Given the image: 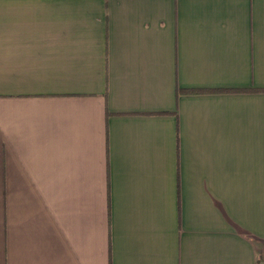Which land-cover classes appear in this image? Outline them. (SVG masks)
Returning a JSON list of instances; mask_svg holds the SVG:
<instances>
[{
	"label": "crops",
	"instance_id": "crops-1",
	"mask_svg": "<svg viewBox=\"0 0 264 264\" xmlns=\"http://www.w3.org/2000/svg\"><path fill=\"white\" fill-rule=\"evenodd\" d=\"M0 264H264V0H0Z\"/></svg>",
	"mask_w": 264,
	"mask_h": 264
}]
</instances>
